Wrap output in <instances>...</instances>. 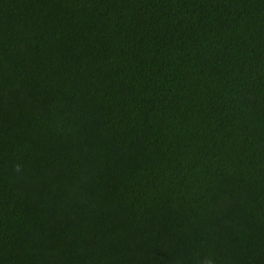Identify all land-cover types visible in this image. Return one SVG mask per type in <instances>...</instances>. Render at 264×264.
Listing matches in <instances>:
<instances>
[{"label": "trees", "instance_id": "1", "mask_svg": "<svg viewBox=\"0 0 264 264\" xmlns=\"http://www.w3.org/2000/svg\"><path fill=\"white\" fill-rule=\"evenodd\" d=\"M0 264H264V0H0Z\"/></svg>", "mask_w": 264, "mask_h": 264}]
</instances>
